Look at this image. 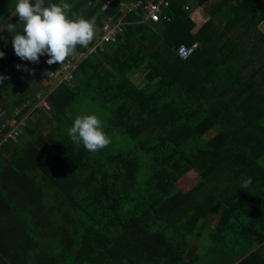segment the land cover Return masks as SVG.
<instances>
[{"label":"trees","instance_id":"16d2710c","mask_svg":"<svg viewBox=\"0 0 264 264\" xmlns=\"http://www.w3.org/2000/svg\"><path fill=\"white\" fill-rule=\"evenodd\" d=\"M117 1L104 12L105 0H64L95 17L89 46L110 19L124 25L55 87L50 75L35 79L88 47L63 64L48 65L46 55L32 64L0 32L8 40L0 75L9 77L0 84V138L3 125L28 116L18 141L0 149V264L215 262L211 247L244 235V219L254 226L252 208L264 205V0H175L164 11L170 21L158 23L122 11L135 0ZM15 4L0 0V25L20 30ZM203 5L207 21L195 30ZM196 42L180 59L176 49ZM41 92L50 110L35 105ZM79 114L101 119L107 147L93 153L71 141ZM191 171L198 183L182 192Z\"/></svg>","mask_w":264,"mask_h":264},{"label":"clouds","instance_id":"9594fccd","mask_svg":"<svg viewBox=\"0 0 264 264\" xmlns=\"http://www.w3.org/2000/svg\"><path fill=\"white\" fill-rule=\"evenodd\" d=\"M72 5L60 0L59 3H49L45 0H16L14 16L22 25L17 30L15 23L0 25V32H7L12 36L14 53L22 61L38 64L41 56H47L46 63L63 64L70 56L74 55L76 48L88 47L96 34L95 17L86 19L71 12ZM71 12V16L69 13ZM5 44L7 37L0 36ZM5 53L0 51V58ZM18 70L28 71L24 65H16ZM9 79L0 75V84ZM67 135L77 146L90 152H98L111 143V138L104 130L103 122L96 114L77 115ZM252 183L251 178L243 180L241 189H247Z\"/></svg>","mask_w":264,"mask_h":264},{"label":"built area","instance_id":"2783aa9c","mask_svg":"<svg viewBox=\"0 0 264 264\" xmlns=\"http://www.w3.org/2000/svg\"><path fill=\"white\" fill-rule=\"evenodd\" d=\"M175 0H135L131 4H125L122 2L121 8L122 11H125V14L130 11H136L142 16V22L158 23L161 20L170 21L168 15L164 13L165 8L170 6L171 2ZM118 2L117 0H105L102 10L106 12L108 8ZM186 9H189V5H186ZM123 17L119 18L115 22H111V19L106 22L105 26L102 29L100 36L94 41L93 45L88 46V53L79 54L75 59L68 61L63 64L60 68H57L55 71L50 73L52 78L53 87L58 86L62 82H72L73 73L77 68L79 62L84 59L90 53H96L98 49L101 48L102 44L105 43H114L117 41L118 36L123 30ZM199 43L196 42L191 46L186 44H181L177 49V54L180 59L187 60L197 50ZM38 108L44 110H50V105L46 100V93L41 92L37 95V102L35 104ZM28 116H22L19 120H14L9 123V128L3 125L1 128L5 130L4 135L0 138V149L2 144L5 141H12L16 143L22 133V128L26 126V119ZM0 132H2L0 130ZM3 133V132H2Z\"/></svg>","mask_w":264,"mask_h":264},{"label":"crops","instance_id":"0c3cea01","mask_svg":"<svg viewBox=\"0 0 264 264\" xmlns=\"http://www.w3.org/2000/svg\"><path fill=\"white\" fill-rule=\"evenodd\" d=\"M252 210L260 212L254 226L245 225L250 220L241 218L244 219V235H240V239L236 233L226 235L222 243L211 247L215 251V262L206 264H264V205L261 208L253 207Z\"/></svg>","mask_w":264,"mask_h":264},{"label":"rangeland","instance_id":"374dc122","mask_svg":"<svg viewBox=\"0 0 264 264\" xmlns=\"http://www.w3.org/2000/svg\"><path fill=\"white\" fill-rule=\"evenodd\" d=\"M204 5L198 9L192 16V18L198 23L197 25V28L195 30H197L198 28H200L204 23L205 21H207V18H206V15L204 13ZM261 28L262 30H264V23L261 25ZM33 64V63H32ZM35 69H32L31 71V74L30 72H26V74L28 75L27 77L29 79H32L36 76V71L34 72ZM50 73L45 70L43 72V74L39 75L38 77H36L35 79V82L36 83H39L41 82L42 80L45 79V77L49 76ZM51 77V76H49ZM198 175L196 172L194 171H191L189 174H187L184 178H182L178 184H177V187L182 191V192H188L189 190H191L195 185H197L198 183ZM202 224H200L198 226V231L200 230ZM203 234H204V237H207L206 238V244L207 245H211L213 243V240H212V237L210 235V229H209V222H207V224H205V227H204V230H203Z\"/></svg>","mask_w":264,"mask_h":264}]
</instances>
